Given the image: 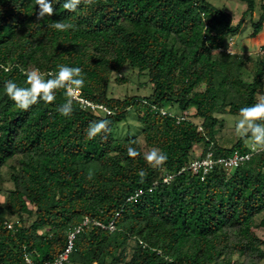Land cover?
Masks as SVG:
<instances>
[{
  "label": "trees",
  "instance_id": "obj_1",
  "mask_svg": "<svg viewBox=\"0 0 264 264\" xmlns=\"http://www.w3.org/2000/svg\"><path fill=\"white\" fill-rule=\"evenodd\" d=\"M239 1L234 24L207 0H0V264L55 260L85 218L65 264L264 262V149L203 181L178 174L208 151L249 152L264 130V55L225 47L255 12ZM263 23L264 0L251 25ZM125 68L145 96H108L112 81L128 82ZM130 111L140 135L115 138ZM226 114L252 123L229 148L216 140Z\"/></svg>",
  "mask_w": 264,
  "mask_h": 264
},
{
  "label": "rangeland",
  "instance_id": "obj_2",
  "mask_svg": "<svg viewBox=\"0 0 264 264\" xmlns=\"http://www.w3.org/2000/svg\"><path fill=\"white\" fill-rule=\"evenodd\" d=\"M212 5L222 8L229 12L233 18V23L236 24L242 17L243 12L246 9L245 3L239 0H207ZM255 1V12L252 18H248L243 23L239 33L226 41V51L229 54L232 53H244L250 56L252 59H256L259 56L263 57V54H260L259 51L264 48V23L262 28L255 32V29L251 25V20L256 21L260 14V6L262 0ZM262 48V49H261ZM122 76L128 79L126 84L119 85L114 81L111 82L110 88L108 91L109 97L115 98H125L127 96H139L143 97L148 92L149 89L147 85H144L143 80L137 77L136 72H130L127 68L122 72ZM34 86L41 85V78L35 75ZM142 81V82H141ZM259 102L256 112L264 117V90L263 93L257 96ZM176 109L174 108V112ZM217 118L220 121L216 129V140L220 146L229 148L234 142H236L240 137L245 135L250 128L252 127L251 121L246 117L233 116V115H218ZM141 124L139 123L136 114L133 111H130L125 122H122L115 126L113 129V136L118 139H124L128 137H136L141 133ZM262 140V134L258 131L254 139L247 141V145L257 144L260 145ZM147 157L154 160L156 163L159 161V158L156 157V153L152 152L150 149H144ZM201 153V150L198 151ZM2 185L4 189H11L12 183L6 174V171L2 172ZM264 218L260 216L256 219L258 224L260 219ZM15 217L10 219V224L13 225V222H16ZM261 235L264 236V230L260 231ZM264 264V262L262 263Z\"/></svg>",
  "mask_w": 264,
  "mask_h": 264
},
{
  "label": "built area",
  "instance_id": "obj_3",
  "mask_svg": "<svg viewBox=\"0 0 264 264\" xmlns=\"http://www.w3.org/2000/svg\"><path fill=\"white\" fill-rule=\"evenodd\" d=\"M259 53L264 55V48L262 51L260 50ZM68 94H70L73 99L81 102L85 107H90L91 109L98 110L99 112L104 114L111 113L110 110H108L104 106L95 105L89 101L80 98V92L70 86L68 88ZM162 114H164V111H162ZM259 132L262 134L261 147L257 144H252L250 145L249 152L245 154H240L238 151H234L231 155L226 157H216L211 151H208L205 155L199 156L198 158L192 160L189 165L186 168L180 170L178 174H181L186 170L191 171L193 175L198 176L200 180L203 181L210 172L216 169L224 170L227 173L231 172L232 170L238 168L240 165L247 162L255 153H258L260 150L264 149V130L260 129ZM173 177L174 175L167 174L163 178V183L168 184L173 179ZM141 193V191L136 192L128 200H132L133 198L139 196ZM89 223V220L85 218L81 226H87ZM94 224L110 231L114 230L115 228L112 222L109 223L108 226H103L99 222H95ZM81 226L78 227L74 232L69 234L67 247L61 254L58 255L55 260L47 261L42 264H65L66 262H68V256L73 249V241L75 239L76 234L80 232ZM7 227L11 229L12 225L10 223H7ZM25 261L27 264H33L28 257L25 258Z\"/></svg>",
  "mask_w": 264,
  "mask_h": 264
}]
</instances>
